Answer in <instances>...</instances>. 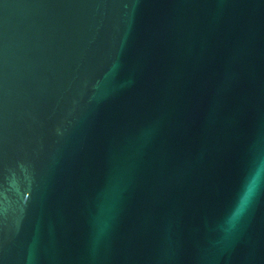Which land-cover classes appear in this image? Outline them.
Instances as JSON below:
<instances>
[{
  "label": "water",
  "instance_id": "obj_1",
  "mask_svg": "<svg viewBox=\"0 0 264 264\" xmlns=\"http://www.w3.org/2000/svg\"><path fill=\"white\" fill-rule=\"evenodd\" d=\"M0 264H264V0H0Z\"/></svg>",
  "mask_w": 264,
  "mask_h": 264
}]
</instances>
